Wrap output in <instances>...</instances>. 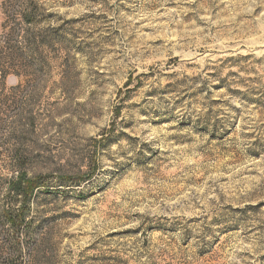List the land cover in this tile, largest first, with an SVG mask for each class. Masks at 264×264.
<instances>
[{
	"label": "rangeland",
	"instance_id": "1",
	"mask_svg": "<svg viewBox=\"0 0 264 264\" xmlns=\"http://www.w3.org/2000/svg\"><path fill=\"white\" fill-rule=\"evenodd\" d=\"M20 173L0 264H264V0H0Z\"/></svg>",
	"mask_w": 264,
	"mask_h": 264
},
{
	"label": "trees",
	"instance_id": "2",
	"mask_svg": "<svg viewBox=\"0 0 264 264\" xmlns=\"http://www.w3.org/2000/svg\"><path fill=\"white\" fill-rule=\"evenodd\" d=\"M28 24V20L24 19ZM36 178L25 179L24 174H19L8 182L7 193L0 207V219L8 226L11 232H17L20 228H28L25 221L28 205L34 192L43 187Z\"/></svg>",
	"mask_w": 264,
	"mask_h": 264
}]
</instances>
